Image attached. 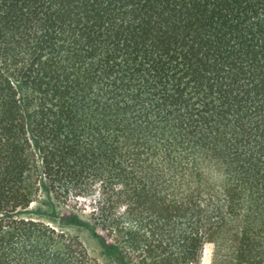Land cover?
<instances>
[{
  "label": "trees",
  "instance_id": "1",
  "mask_svg": "<svg viewBox=\"0 0 264 264\" xmlns=\"http://www.w3.org/2000/svg\"><path fill=\"white\" fill-rule=\"evenodd\" d=\"M53 202L134 264H264V0H0V264H100Z\"/></svg>",
  "mask_w": 264,
  "mask_h": 264
},
{
  "label": "rangeland",
  "instance_id": "2",
  "mask_svg": "<svg viewBox=\"0 0 264 264\" xmlns=\"http://www.w3.org/2000/svg\"><path fill=\"white\" fill-rule=\"evenodd\" d=\"M41 200H45L43 197ZM33 217L48 223L70 239L78 240L86 248L89 256L100 264H134L131 259H121L113 246V240H106L99 231L92 227L88 213H78L58 202L40 205L33 204ZM211 249L203 253L204 264H210Z\"/></svg>",
  "mask_w": 264,
  "mask_h": 264
}]
</instances>
